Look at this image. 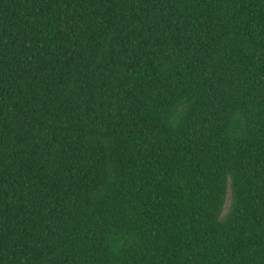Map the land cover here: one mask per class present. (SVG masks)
<instances>
[{
	"label": "trees",
	"instance_id": "obj_1",
	"mask_svg": "<svg viewBox=\"0 0 264 264\" xmlns=\"http://www.w3.org/2000/svg\"><path fill=\"white\" fill-rule=\"evenodd\" d=\"M0 264H264V0H0Z\"/></svg>",
	"mask_w": 264,
	"mask_h": 264
}]
</instances>
